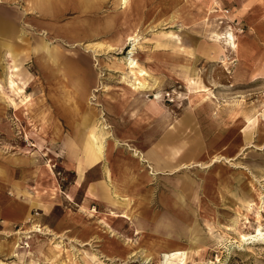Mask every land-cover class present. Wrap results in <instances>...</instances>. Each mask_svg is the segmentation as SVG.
I'll return each instance as SVG.
<instances>
[{"label":"rangeland","instance_id":"rangeland-1","mask_svg":"<svg viewBox=\"0 0 264 264\" xmlns=\"http://www.w3.org/2000/svg\"><path fill=\"white\" fill-rule=\"evenodd\" d=\"M122 6L105 0L89 15L69 9L51 19L0 3L8 27L0 32V264H48L55 254L68 264H163L178 246L184 264H264V0ZM132 29L133 57L148 74L143 91L123 67ZM227 32L236 48L225 45ZM44 41L57 49V67L38 50ZM8 44L19 53L23 94L6 84ZM174 54L187 66L174 65ZM76 78L86 94L70 86ZM167 134L185 142L188 166L176 172L141 157L154 149L159 166L172 164L167 146L160 151ZM86 160L94 167L80 177ZM128 161L137 175L123 186L118 168ZM184 180L198 191H182Z\"/></svg>","mask_w":264,"mask_h":264},{"label":"crops","instance_id":"crops-1","mask_svg":"<svg viewBox=\"0 0 264 264\" xmlns=\"http://www.w3.org/2000/svg\"><path fill=\"white\" fill-rule=\"evenodd\" d=\"M1 1L2 0H0V3H1ZM4 1L7 2L8 4H10L12 7L17 8V9L18 8H21V9L25 8V11H27L26 14L30 15L32 17L43 16V17L51 18V19H53V17L56 15L63 14L64 11L66 12L69 9L75 10L76 13L78 12L81 15H84V14L89 15L90 12H92L94 9L99 8V10H100V8L105 5V0H4ZM75 25H77V24H75ZM7 29H8L7 25L4 22L0 21V32H2L4 30L6 31ZM89 29H90L89 26H87L85 28L86 31ZM7 50L13 52L12 55L10 53V56L13 59V64L10 67V73L13 74V79L17 83V86L19 87L18 82L14 78L16 76L15 72L20 71L18 68L19 63H17V61H19V59H18L19 53H16V47L14 45L8 44ZM38 50L42 51L45 54L46 59L50 62L48 65H50L52 68L57 67L56 63L59 60L60 56H59V53L55 47L51 46L50 43H48V41H44V42H42L41 45H39ZM184 52H186V51H184ZM186 53L188 54V52H186ZM185 56L179 55V54H174L173 58H172L173 64L176 66H180L182 68L186 67L187 66L186 63H188L189 59L187 56L186 57ZM67 68L68 69H66V70L73 71V72H76V70H77V67L75 64H69L67 66ZM10 73H9L7 80H6L7 87H8V80H9ZM19 76H21V71H20ZM21 81H22V79H21ZM127 83L129 85V81H127ZM24 84H22L20 86V88L22 89L21 94H23L25 91L26 83H24ZM70 86H73L74 90H77V88H80L79 93H82V95L84 93L86 94V91H85L83 85H81V81H77V78L74 79V84H72ZM0 88L2 89L1 85H0ZM157 103L158 102H152L150 100L149 104L147 105L148 111L150 112L152 119H155V117H157V115L159 113L158 108L156 107ZM87 126H89V122H85V124L83 125L84 129ZM92 129L93 128L91 127V129H88L89 131L87 130V132H86L87 136L91 133ZM170 134H172V133H170ZM182 137H183V135L180 138H182ZM172 138L173 139H171V135L167 134L163 140L164 141L163 147L160 149V151H162L163 148L167 146V152L165 153V156L167 154V158L169 161H172L171 162L172 164H168L167 162H164L163 167L159 166L158 164H160V161H162V157H160L159 153L154 152V149H149L148 151H145L144 155L141 156L142 160L148 159V160H152V161L156 162L157 169L160 171H165V169H167L168 171L175 170V172H176V170H181V169L185 168L186 166H188L187 164L181 163V161L185 160V158H186V154L183 152L181 153V150H183L185 148V142L182 141L180 143V145H176L174 143V139H176V136H174ZM102 158H103V155L100 156V159H102ZM90 162H91V160H86L85 164L84 163L83 164L77 163V167L79 169L80 177L82 176V172H83L85 167H89V168L94 167V165L91 164ZM96 164H97V162H96ZM156 166H155V170L153 168L151 170L157 171ZM127 167L130 170H127L126 169ZM137 167H138V165L134 161H133V163L128 161V162H125L119 166V168H118V180L120 181V183H122L123 186H125L129 182L130 179L134 180L135 176L137 175V170H136ZM169 168H171V169H169ZM124 169H126V170H124ZM123 174H125V178H123ZM217 179L225 182L227 178L223 175H218ZM180 181L183 182V180H180ZM184 182L187 184L188 180H184ZM193 183H196V182H193ZM205 186H206V184L203 187H205ZM199 188H200V186L198 187V189ZM181 190L182 191L185 190L186 192H188V191L193 192V190H195V192L198 191L197 187H195V188L193 186L189 187V184L184 186V188L181 187ZM106 197H108L107 194H106ZM109 198L106 199V202L114 203L113 199H109ZM180 199L182 200V196H180ZM250 202H252V201L249 200L248 204ZM176 203H177L176 200H174L173 208H172L173 210H176V207H177ZM111 215H114V213H112ZM183 215L186 216L187 214L183 213ZM114 216L117 217L118 215H114ZM124 216H126V215H123V217ZM167 230L173 231V233H174V231L176 230V226L172 225V226H169L168 228L166 227L164 232H167ZM174 250L175 249H173V250L169 249V250H166L164 252L169 253V252H172Z\"/></svg>","mask_w":264,"mask_h":264},{"label":"bare ground","instance_id":"bare-ground-1","mask_svg":"<svg viewBox=\"0 0 264 264\" xmlns=\"http://www.w3.org/2000/svg\"><path fill=\"white\" fill-rule=\"evenodd\" d=\"M118 1H119V4L123 5L122 7H126L131 0H118ZM134 31L135 30H132L131 33L127 35V41L131 42L132 44H130L131 45V49L128 51L127 56L123 59V67L125 66L128 69L127 73H129L130 76L133 78V80L132 79L129 80L130 87L134 91H143V90L147 89V87H148L145 84V80L148 77V74L145 71V69H143L141 67V65L133 57L135 45L138 43V37H137V35H134V33H135ZM223 36H224L225 45L228 48H230V49L231 48H236V43L234 41L233 33L227 32ZM8 85H9L10 90H12V91H16L17 89L22 91V89L20 87H18L17 83L14 81L12 73H10L9 80H8ZM23 102H24V100H23ZM28 102L29 101H27L26 103H28ZM100 135H98L96 137V139L99 140V143L97 145V149L102 154L103 144L100 141ZM126 169L130 170V169H128V167ZM126 169H124V170H126ZM123 178H125V174H123ZM262 203L264 204V202H262ZM171 208H173V206ZM124 217L125 218H129L128 216L127 217L124 216ZM260 231H261V229H258V232H260ZM178 247L172 252L164 253V255H163V258H164L163 264H184L185 263L186 257H187V253L184 250L183 246H182V248H178ZM56 255L57 254L48 256V260H49L48 264H68L66 261L60 260V258H58V256H56ZM148 260L149 259L146 258L145 259V263H147Z\"/></svg>","mask_w":264,"mask_h":264}]
</instances>
